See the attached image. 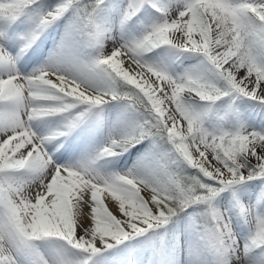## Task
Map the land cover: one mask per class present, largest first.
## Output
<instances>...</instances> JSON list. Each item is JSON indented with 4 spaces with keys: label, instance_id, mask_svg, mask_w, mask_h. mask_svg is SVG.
<instances>
[{
    "label": "snow or ice",
    "instance_id": "obj_1",
    "mask_svg": "<svg viewBox=\"0 0 264 264\" xmlns=\"http://www.w3.org/2000/svg\"><path fill=\"white\" fill-rule=\"evenodd\" d=\"M0 264H264V0H0Z\"/></svg>",
    "mask_w": 264,
    "mask_h": 264
}]
</instances>
